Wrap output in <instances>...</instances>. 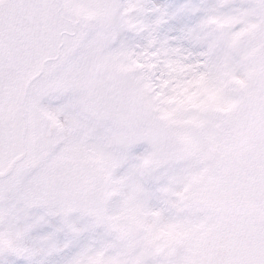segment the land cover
Masks as SVG:
<instances>
[{"label":"snow or ice","instance_id":"6c2138e0","mask_svg":"<svg viewBox=\"0 0 264 264\" xmlns=\"http://www.w3.org/2000/svg\"><path fill=\"white\" fill-rule=\"evenodd\" d=\"M0 264H264V0H0Z\"/></svg>","mask_w":264,"mask_h":264}]
</instances>
